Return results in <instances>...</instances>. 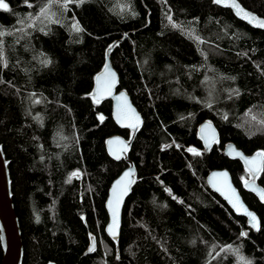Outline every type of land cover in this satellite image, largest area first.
<instances>
[{
    "label": "trees",
    "instance_id": "1",
    "mask_svg": "<svg viewBox=\"0 0 264 264\" xmlns=\"http://www.w3.org/2000/svg\"><path fill=\"white\" fill-rule=\"evenodd\" d=\"M49 1L82 30L47 18L19 33ZM238 1L264 17V0ZM4 2L0 143L22 264H264V202L244 188L242 163L222 153L228 141L245 154L264 153V31L211 0ZM120 39L108 59L142 125L126 153L136 175L112 241L104 202L127 163L108 156L105 140L130 132L91 90ZM204 119L219 134L207 152L196 132ZM262 157L256 183L264 189ZM215 168L230 172L258 229L209 189ZM91 236L96 245L87 253Z\"/></svg>",
    "mask_w": 264,
    "mask_h": 264
},
{
    "label": "water",
    "instance_id": "2",
    "mask_svg": "<svg viewBox=\"0 0 264 264\" xmlns=\"http://www.w3.org/2000/svg\"><path fill=\"white\" fill-rule=\"evenodd\" d=\"M231 2L232 0H226L229 6H225V3H216L215 0H211L213 5L228 9L235 18L249 27L264 31V28L255 26V21L250 22L249 18L244 17L243 13L238 15L237 9L231 6ZM235 3L240 6L243 12L249 13L251 16L256 17L257 20H264L263 16L245 8L238 0H235ZM121 41L122 39L114 41L106 50L104 65L95 75L91 90V96L94 101H110V116L112 121L118 128L130 132L128 139L120 135H112L105 140V150L108 156L116 161L124 159L127 163L121 172L110 182L104 202V209L107 215L104 234L112 241H115L119 236L122 211L136 175L132 162L126 158V153L129 150L135 132L142 125V116L132 104L126 91L116 88L118 74L108 59V53L111 48ZM196 132L205 152L219 143L218 130L209 119L202 120L198 124ZM222 153L224 156L236 159L242 163V166L248 171V179L244 182V188L252 193L258 201L264 202L260 196V193H264V189L256 183V178L263 166V157L258 155L260 152L245 154L233 142L228 141L223 143ZM8 164L9 160L6 158L2 144L0 143V264H22L23 245L18 218L14 210ZM126 173L128 175H125ZM206 183L209 189L220 197L236 216L244 217L252 229L256 230L259 228L260 221L257 215L243 201L232 181L230 172L226 168L210 170L206 175ZM234 203L237 204L236 207H233ZM249 212L256 217L257 227H252L247 215ZM89 240L87 253L91 252L89 251L90 248L94 250L96 245L93 236ZM46 264L56 263L49 261Z\"/></svg>",
    "mask_w": 264,
    "mask_h": 264
},
{
    "label": "rangeland",
    "instance_id": "3",
    "mask_svg": "<svg viewBox=\"0 0 264 264\" xmlns=\"http://www.w3.org/2000/svg\"><path fill=\"white\" fill-rule=\"evenodd\" d=\"M126 5L121 4L120 7L124 8ZM52 6V4L49 1V4L46 5L43 9H41L37 14L28 16L26 21L23 23L21 22L20 27H19V33H22L26 30V27L35 25L37 22H41L44 19L49 18L47 21L52 24V23H61V24H66L69 28V30L74 33V25H78V22L75 18L68 17V21L62 18V15H58L56 8ZM55 12V13H54ZM52 16V17H51ZM80 28V26H79ZM74 176H77V173L73 174ZM245 182V181H243Z\"/></svg>",
    "mask_w": 264,
    "mask_h": 264
},
{
    "label": "snow or ice",
    "instance_id": "4",
    "mask_svg": "<svg viewBox=\"0 0 264 264\" xmlns=\"http://www.w3.org/2000/svg\"><path fill=\"white\" fill-rule=\"evenodd\" d=\"M65 2H70V0H65ZM80 2H83V0H80ZM216 3H225V6H229L227 3H226V0H215ZM231 6L236 8L237 9V14H241L243 13V16L244 17H247L249 18V21L250 22H253L255 21V26L257 27H262L264 28V20H257L256 17L254 16H251L249 13L247 12H243V10L240 8V6L238 4L235 3V0H232L231 2ZM0 9H3L4 11H7L8 10V5L4 2V0H0ZM74 28L76 31H81L82 29L79 28L78 25H74ZM259 156H264V153H258ZM125 175H128V173H126ZM260 196H261V199L264 200V193H260ZM237 203H238V200H237ZM237 204L234 203L233 204V207H236ZM240 207H242V205H240ZM248 217H249V220L252 224V227H257V224H256V217L252 214V213H247ZM114 221H115V214H114ZM246 233H241V236H245ZM93 249H89V251H92Z\"/></svg>",
    "mask_w": 264,
    "mask_h": 264
}]
</instances>
